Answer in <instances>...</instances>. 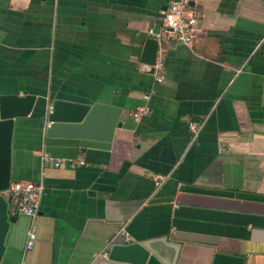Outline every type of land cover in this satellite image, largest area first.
Segmentation results:
<instances>
[{"label": "crops", "instance_id": "0c3cea01", "mask_svg": "<svg viewBox=\"0 0 264 264\" xmlns=\"http://www.w3.org/2000/svg\"><path fill=\"white\" fill-rule=\"evenodd\" d=\"M171 1L0 0V94L36 97L11 176L44 187L35 220L10 205L1 264H90L111 243L164 236L177 264H264V0H191L194 42L143 64ZM55 99L121 107L122 126L111 142L48 137Z\"/></svg>", "mask_w": 264, "mask_h": 264}, {"label": "water", "instance_id": "95a60500", "mask_svg": "<svg viewBox=\"0 0 264 264\" xmlns=\"http://www.w3.org/2000/svg\"><path fill=\"white\" fill-rule=\"evenodd\" d=\"M192 6V2H191ZM170 55V52H168ZM160 57V43L150 37L145 40L140 61L155 67ZM36 103L33 95L0 94V264L6 251L5 240L14 217H10V201L5 197L10 184L11 156L16 121L28 117ZM122 108L107 104L93 105L55 99L46 116L48 137L80 138L111 142ZM181 246L168 237L152 238L137 242L111 243L90 264H177ZM213 264H244V258L216 254Z\"/></svg>", "mask_w": 264, "mask_h": 264}, {"label": "built area", "instance_id": "2783aa9c", "mask_svg": "<svg viewBox=\"0 0 264 264\" xmlns=\"http://www.w3.org/2000/svg\"><path fill=\"white\" fill-rule=\"evenodd\" d=\"M161 24L148 31L150 37L158 40L160 43V54L165 50L169 43H182L191 45L197 36L196 26L198 16L191 6V0H172L163 14ZM147 99V97H145ZM152 112L151 106L146 103L138 107L133 113L136 120L147 117ZM44 164H49L55 168L76 169L86 165L84 159H54L45 155L42 158ZM44 194L42 184L29 181H17L10 184L4 191L5 197L10 201L12 209L32 220H35L39 214L40 199ZM37 240L36 224L33 223L27 232L26 250L34 248ZM131 240L128 237L129 241Z\"/></svg>", "mask_w": 264, "mask_h": 264}]
</instances>
